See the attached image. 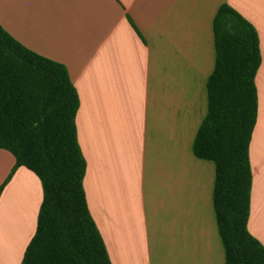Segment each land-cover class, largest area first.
Wrapping results in <instances>:
<instances>
[{
	"label": "crops",
	"instance_id": "0c3cea01",
	"mask_svg": "<svg viewBox=\"0 0 264 264\" xmlns=\"http://www.w3.org/2000/svg\"><path fill=\"white\" fill-rule=\"evenodd\" d=\"M223 3L257 34L247 229L264 246V0H0V25L76 89L83 188L111 264H224L214 163L192 151ZM14 163L0 148V185ZM41 199L18 165L0 191V264L20 263Z\"/></svg>",
	"mask_w": 264,
	"mask_h": 264
},
{
	"label": "trees",
	"instance_id": "16d2710c",
	"mask_svg": "<svg viewBox=\"0 0 264 264\" xmlns=\"http://www.w3.org/2000/svg\"><path fill=\"white\" fill-rule=\"evenodd\" d=\"M213 41L206 113L192 151L214 163L212 200L224 264H264V246L247 229L257 34L223 3L213 17ZM77 107L65 66L30 50L0 25V148L15 158L0 191L18 165L31 169L42 188L36 228L19 264H111L86 203Z\"/></svg>",
	"mask_w": 264,
	"mask_h": 264
}]
</instances>
